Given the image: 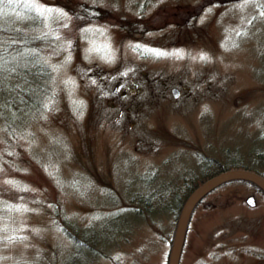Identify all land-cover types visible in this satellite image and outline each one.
I'll list each match as a JSON object with an SVG mask.
<instances>
[{
    "label": "rangeland",
    "instance_id": "1",
    "mask_svg": "<svg viewBox=\"0 0 264 264\" xmlns=\"http://www.w3.org/2000/svg\"><path fill=\"white\" fill-rule=\"evenodd\" d=\"M24 1L0 25L41 34L52 73L44 108L0 131V264H169L177 205L141 196L207 156L264 173V0ZM180 264H264V193L210 191Z\"/></svg>",
    "mask_w": 264,
    "mask_h": 264
},
{
    "label": "trees",
    "instance_id": "2",
    "mask_svg": "<svg viewBox=\"0 0 264 264\" xmlns=\"http://www.w3.org/2000/svg\"><path fill=\"white\" fill-rule=\"evenodd\" d=\"M31 7L32 4L24 0H11V2L3 0L0 3V13L19 12L25 16L30 14L33 16ZM41 37V34L28 28L0 25V131L3 133L21 131L24 120L44 108L49 91L48 78L51 77L52 72L42 56L40 46L43 45V39ZM261 161L263 162L264 159ZM234 168L253 170L264 176L263 171L249 164L229 163L207 156L203 158L199 177L186 176L185 181L187 182L182 186L177 185L166 190L158 189L151 193L149 199L143 196L141 199L143 203H148L150 200L152 208L157 206L163 208L167 196L172 199L171 205H177V213L180 216L186 201L200 185L221 172ZM241 181L255 185L264 193V190L255 183L248 180ZM71 237L77 249L74 254L75 259L84 256L86 251L91 253L89 248L93 246L88 244L90 241L87 242V239L85 240L76 233H71ZM90 237L94 238V241L100 239L97 234H92ZM75 259L72 258V262Z\"/></svg>",
    "mask_w": 264,
    "mask_h": 264
},
{
    "label": "water",
    "instance_id": "3",
    "mask_svg": "<svg viewBox=\"0 0 264 264\" xmlns=\"http://www.w3.org/2000/svg\"><path fill=\"white\" fill-rule=\"evenodd\" d=\"M248 180L257 184L264 190V176L253 170L245 168H234L221 172L220 174L210 178L202 185H200L186 201L182 212L179 217L176 234L172 244V250L170 254L169 264H179L182 254V250L186 238V230L191 218L192 212L196 205L204 196L210 191L218 187L219 185L228 182L230 180ZM247 203L251 206L256 205V197L250 195L247 199Z\"/></svg>",
    "mask_w": 264,
    "mask_h": 264
},
{
    "label": "snow or ice",
    "instance_id": "4",
    "mask_svg": "<svg viewBox=\"0 0 264 264\" xmlns=\"http://www.w3.org/2000/svg\"><path fill=\"white\" fill-rule=\"evenodd\" d=\"M3 2V0H0V3H2ZM9 2H11V0H9ZM161 53H157V55H160Z\"/></svg>",
    "mask_w": 264,
    "mask_h": 264
}]
</instances>
